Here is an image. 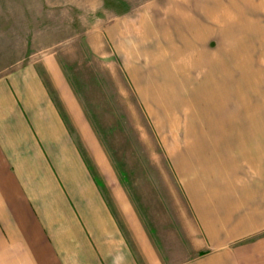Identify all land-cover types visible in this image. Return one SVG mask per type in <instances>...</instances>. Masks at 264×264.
Returning <instances> with one entry per match:
<instances>
[{
  "label": "crops",
  "instance_id": "1",
  "mask_svg": "<svg viewBox=\"0 0 264 264\" xmlns=\"http://www.w3.org/2000/svg\"><path fill=\"white\" fill-rule=\"evenodd\" d=\"M247 3L150 0L106 29L144 71L135 89L146 114H159L182 200L169 254L126 197L103 191L58 62L0 75V264H264V114L236 111L240 93L211 100V70H248L211 64V38H246L229 33L249 27ZM113 200L125 202L122 217Z\"/></svg>",
  "mask_w": 264,
  "mask_h": 264
},
{
  "label": "rangeland",
  "instance_id": "2",
  "mask_svg": "<svg viewBox=\"0 0 264 264\" xmlns=\"http://www.w3.org/2000/svg\"><path fill=\"white\" fill-rule=\"evenodd\" d=\"M149 1L0 0V75L30 60L58 62L84 113L72 114L79 122L73 134L83 151L84 142L91 146L87 157L103 191L126 197L170 250L176 246L171 235L181 234L182 200L160 142L159 114H146L135 89L140 83L143 94L144 71L129 62L123 40L114 45L106 30L113 16ZM246 1L249 27L229 33L246 31V38H211V64L241 63L248 70H211V100L225 95L229 105L240 93L236 111L247 105L248 114H264V0ZM113 205L122 217L125 202Z\"/></svg>",
  "mask_w": 264,
  "mask_h": 264
}]
</instances>
